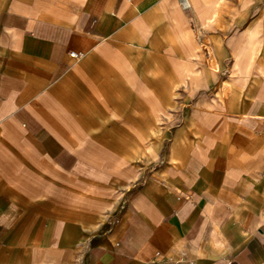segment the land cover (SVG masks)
<instances>
[{"label":"crops","instance_id":"obj_1","mask_svg":"<svg viewBox=\"0 0 264 264\" xmlns=\"http://www.w3.org/2000/svg\"><path fill=\"white\" fill-rule=\"evenodd\" d=\"M187 1L0 0V264H264V0Z\"/></svg>","mask_w":264,"mask_h":264},{"label":"rangeland","instance_id":"obj_2","mask_svg":"<svg viewBox=\"0 0 264 264\" xmlns=\"http://www.w3.org/2000/svg\"><path fill=\"white\" fill-rule=\"evenodd\" d=\"M236 1L238 2V4H237L238 7H239V6L241 7V6H242L241 3H242V1H244V0H236ZM238 7H236V10L238 9ZM201 44H202V46H203V49L207 50V48H208V41L204 39V41H203ZM198 75H201V73H200L199 71H198ZM222 88H223V85L219 87V90L217 91V92L219 93V97H218V95H217V100H214V105H213L212 107L210 106V107H209L210 109H212V110H213V109H216L215 106L219 104L218 99H219V100H222V98H221ZM218 93H217V94H218ZM200 109H204V110H205L206 108L200 106Z\"/></svg>","mask_w":264,"mask_h":264},{"label":"built area","instance_id":"obj_3","mask_svg":"<svg viewBox=\"0 0 264 264\" xmlns=\"http://www.w3.org/2000/svg\"><path fill=\"white\" fill-rule=\"evenodd\" d=\"M181 1H182L183 6L187 8V6L189 5L188 1L187 0H181ZM71 56H73L75 59L79 60V59L82 58L83 55L82 54H79V53L72 52L71 53ZM174 264H192V263L191 262H188V261L181 260V261H177Z\"/></svg>","mask_w":264,"mask_h":264}]
</instances>
